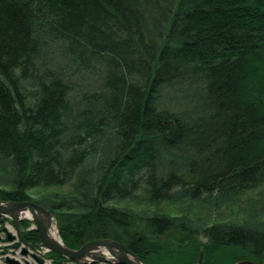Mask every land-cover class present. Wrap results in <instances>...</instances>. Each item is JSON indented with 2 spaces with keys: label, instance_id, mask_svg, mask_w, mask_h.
<instances>
[{
  "label": "trees",
  "instance_id": "trees-1",
  "mask_svg": "<svg viewBox=\"0 0 264 264\" xmlns=\"http://www.w3.org/2000/svg\"><path fill=\"white\" fill-rule=\"evenodd\" d=\"M261 183L264 0H0V201L43 206L65 247L264 264V227L117 204L215 208Z\"/></svg>",
  "mask_w": 264,
  "mask_h": 264
},
{
  "label": "water",
  "instance_id": "water-1",
  "mask_svg": "<svg viewBox=\"0 0 264 264\" xmlns=\"http://www.w3.org/2000/svg\"><path fill=\"white\" fill-rule=\"evenodd\" d=\"M27 210L30 218L20 217L19 213ZM0 216H5L10 220L13 225L18 240H21L19 234V220L26 219L30 221L31 227L37 232L39 238V246L46 248L48 251L56 253L63 258H67L77 264L92 263L93 261H101L104 258L101 255L93 254L96 249H104L109 255L114 257L117 264H143L133 253H131L123 245L111 239H95L90 240L77 249H69L65 247L60 241H52L47 237V228L53 221L49 211L43 206L28 200L13 202V201H0ZM54 223V222H53ZM56 230V229H55ZM11 239V236H7ZM15 245V244H14ZM13 245V246H14ZM201 253H199L198 261H200ZM87 257L91 259L87 261ZM234 264H253L248 260H240Z\"/></svg>",
  "mask_w": 264,
  "mask_h": 264
},
{
  "label": "rangeland",
  "instance_id": "rangeland-1",
  "mask_svg": "<svg viewBox=\"0 0 264 264\" xmlns=\"http://www.w3.org/2000/svg\"><path fill=\"white\" fill-rule=\"evenodd\" d=\"M3 186L0 184V187ZM53 188L52 190H55ZM62 193L70 190V185H65L60 188ZM60 190V191H61ZM31 199L33 198V194ZM138 202L131 203L128 201H121L117 204L120 206H126L132 209L136 213H143L145 215L166 212L171 215L185 214L187 211L194 220L195 224H201L202 222L211 221H236L245 222L257 227H264V183H261L257 187L247 191L245 194H241L238 198L223 200L215 208H210L208 203L201 201L192 202L191 204L185 203L179 206L175 205L168 206L167 203L161 202L159 204H147L142 199L138 198ZM33 202L32 200H28ZM200 218L202 221H200ZM10 222L9 219L4 220ZM3 221V222H4ZM53 223V221H51ZM31 224V223H30ZM32 226V225H30ZM42 247V246H41ZM44 248V247H43ZM114 258V257H113ZM68 260V259H67Z\"/></svg>",
  "mask_w": 264,
  "mask_h": 264
},
{
  "label": "built area",
  "instance_id": "built-area-1",
  "mask_svg": "<svg viewBox=\"0 0 264 264\" xmlns=\"http://www.w3.org/2000/svg\"><path fill=\"white\" fill-rule=\"evenodd\" d=\"M11 239H7V236ZM15 244V245H14ZM14 245V246H13ZM93 254L101 255L104 260L94 264H117L104 249H96ZM0 264H76L70 260L56 261L48 250L37 245L19 242L15 229L10 222L0 223Z\"/></svg>",
  "mask_w": 264,
  "mask_h": 264
},
{
  "label": "bare ground",
  "instance_id": "bare-ground-1",
  "mask_svg": "<svg viewBox=\"0 0 264 264\" xmlns=\"http://www.w3.org/2000/svg\"><path fill=\"white\" fill-rule=\"evenodd\" d=\"M19 216L20 217H26V218H30V214L27 210H23L22 212L19 213ZM0 217H3V216H0ZM5 217V216H4ZM7 218V217H5ZM8 219V218H7ZM16 237H17V234H16ZM47 237L52 240V241H58V237H57V233H56V230H55V225L54 223L51 222V224L49 225V227L47 228ZM46 249V248H45ZM111 256V255H110ZM113 258V256H112ZM67 259V258H66ZM87 261H89L91 258L90 257H87L86 258ZM114 259V258H113ZM69 260V259H68ZM71 261V260H70ZM103 261V260H101ZM115 261V260H114ZM97 261H93L92 263H96ZM100 262V261H98ZM97 262V263H98ZM77 264V263H76Z\"/></svg>",
  "mask_w": 264,
  "mask_h": 264
},
{
  "label": "flooded vegetation",
  "instance_id": "flooded-vegetation-1",
  "mask_svg": "<svg viewBox=\"0 0 264 264\" xmlns=\"http://www.w3.org/2000/svg\"><path fill=\"white\" fill-rule=\"evenodd\" d=\"M12 225V224H11ZM13 226V225H12ZM14 228V227H13ZM29 228H32L31 226H29ZM15 233H16V231H15ZM19 234H20V229H19ZM17 239H18V237H17ZM22 240V239H21ZM19 241V240H18ZM19 242H23V243H25L23 240L22 241H19ZM25 244H28V245H32V244H29V243H25ZM38 245V244H37ZM37 245H33V246H37ZM48 252H50V251H48Z\"/></svg>",
  "mask_w": 264,
  "mask_h": 264
}]
</instances>
